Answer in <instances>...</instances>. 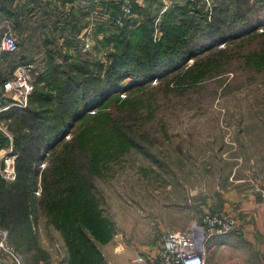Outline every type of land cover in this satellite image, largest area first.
<instances>
[{"label": "trees", "instance_id": "16d2710c", "mask_svg": "<svg viewBox=\"0 0 264 264\" xmlns=\"http://www.w3.org/2000/svg\"><path fill=\"white\" fill-rule=\"evenodd\" d=\"M32 1L42 17L47 56L44 68L32 74L29 105L0 112V122L8 121L13 148L18 152L16 180L8 184L0 179L1 222L9 217L5 221L10 226L23 217L29 224L27 203L34 198V173L39 170L37 166L31 170V166L61 146L47 177L42 178V196L52 224L64 237L66 263L107 264L97 243L111 240L113 226L99 208L91 179L102 175L109 163L119 161L131 148H139L136 133L147 115L142 111H149L150 105L142 96L126 97L115 111L110 107L102 110L103 105L114 96L113 100L119 99L122 91L142 89L153 80L180 71L191 58H196L195 62L180 78L188 85L200 83L208 71L229 64L235 54L234 50L227 53L232 47L208 51L237 39V48L264 40V0H212L210 21L199 2L172 0L161 14L158 40L153 38V23L161 0H145L142 6L131 0L136 16L123 27L113 22L120 13V0H59L62 4L77 2L69 12L60 11L58 4ZM91 12L95 13L92 52L104 51L106 63L82 50L84 39L79 33L89 24ZM248 36H252L249 42L241 41ZM238 55L246 63L264 67V43ZM12 69L6 77L12 75ZM0 100L4 101L3 97ZM96 108L101 110L91 114ZM79 123L82 127L66 141L65 136ZM7 143L8 138L0 132V149ZM21 153L23 158H19ZM28 228L10 226V240L17 242L13 234Z\"/></svg>", "mask_w": 264, "mask_h": 264}, {"label": "rangeland", "instance_id": "374dc122", "mask_svg": "<svg viewBox=\"0 0 264 264\" xmlns=\"http://www.w3.org/2000/svg\"><path fill=\"white\" fill-rule=\"evenodd\" d=\"M161 1L162 6L153 23L154 40L161 36V14L172 2ZM137 4L142 6L139 1ZM199 6H203L207 12L206 19L210 21L213 12L212 0H201ZM134 16L136 15L133 12L132 18ZM257 31L260 32L261 28ZM40 32L44 35L42 28ZM251 37L241 41L249 42ZM239 40L221 44L208 51L224 48L227 50L232 47L227 53L234 50L235 54L229 64H223L219 70L208 71L196 85H188L186 79L180 78L195 62L196 58H191L180 71L165 79L153 80L143 85L142 89L122 91L117 95L120 96L119 99L113 100L116 97L114 96L103 105L102 110L110 107L115 111L116 107L120 108L119 104L126 97L138 96H142L150 105L149 111H142L147 115L142 117V125L136 133L139 148H131L119 161L109 163L102 175L91 179L99 208L113 226L114 235L111 240L104 244L97 243L109 263L110 259L115 258L117 264H125L133 257L138 246L154 243L155 240L160 244L161 237L167 230L180 231L187 228L193 219L200 220L203 212L211 211L207 202L210 199L215 204L214 197L220 193L219 189L225 193L231 191L234 196L243 189L255 187L254 184L248 187L246 183L236 182L235 177L242 172L251 173L252 167H247L249 157L258 154L259 150L264 155V67L246 63L244 57L241 58L238 54H243L248 49H258L264 40L251 41L237 48L235 44L239 43ZM94 44L93 40L87 52L91 53V57H101L100 60L106 63L104 51L100 54L92 52ZM31 45L37 50L36 56H30L35 61L32 65L33 74L36 73L35 70L44 68L47 45L44 44V39L38 45L35 41ZM208 52L198 56L197 60L202 59ZM142 90L143 95H140ZM46 91L47 88H44L43 92ZM99 110L101 109L96 108L90 113H97ZM149 112H152L151 117H148ZM7 122H0V132L8 138L7 144L10 140L12 142V151L9 154L15 156L14 177L5 178L3 175L6 154L1 157L4 154L1 148L0 179L10 184L17 177L18 152L14 151L13 134ZM82 123L76 125L64 139L70 140L79 127H82ZM60 148L61 146L57 147L49 155L46 153L42 161H35L31 166V170L35 166L39 167V170L34 173V198L27 203L29 224L24 221L22 215L21 222L10 223L12 228H22L25 225L29 227V230L24 229L13 234L17 242L10 240V226L5 221L9 217L5 218L3 224L1 220L4 215H0V229L7 231L8 241L21 256L22 264L47 261L67 264L64 237L52 224L42 196V178L47 177V171L52 167V158ZM21 155L19 158H23L24 153ZM240 157L244 162L242 166L237 167L236 162L241 163ZM225 213L235 217L234 212ZM161 228H164V231H161ZM228 234L230 233L207 238L205 264L214 256L220 259L221 255H236L235 250H218L219 243ZM231 244L240 245L235 247L240 254L250 261L255 260V248L237 239H233ZM110 250L113 251L111 256ZM233 260L234 258H227V264H234ZM256 262L254 261V264Z\"/></svg>", "mask_w": 264, "mask_h": 264}, {"label": "crops", "instance_id": "0c3cea01", "mask_svg": "<svg viewBox=\"0 0 264 264\" xmlns=\"http://www.w3.org/2000/svg\"><path fill=\"white\" fill-rule=\"evenodd\" d=\"M76 1H74L72 4H62L59 0H53L47 2V4L61 5L62 7L59 8L60 11L69 12V10L71 9V5H76ZM135 1L136 3H138L139 1V3L143 5L145 0ZM94 12H91L90 17H88L89 24L83 27L79 33V37L84 39L83 47L86 42L91 44V42L93 41L94 24L92 20L93 15L95 14ZM104 12L108 14L106 10H104ZM7 20L11 23L12 28L17 35L18 49L14 53H0V82L8 78L6 76L9 73L10 67L13 68L11 70L12 74L15 68L20 64L29 65L32 76V70L34 67L32 65L35 61H32V63L27 62L33 60L30 56H36L35 54L37 53V50H34L36 49V47L34 48L31 44H34L35 41L36 45H38L42 41V39H45L46 37L45 34L42 35V32H40L41 17L39 16L37 7L35 8V4L32 0H24L20 4L17 2V0H0V37L3 34L2 32H4L6 29ZM44 32L45 31H43V33ZM82 50L88 51L84 49ZM0 97H3L4 99V101L0 100V112L12 107L10 98L2 96L1 93ZM7 99H9L10 101L6 102ZM260 151L261 150H259L258 153L259 155L253 154L247 159V167H252L251 173L242 172L237 174L235 177L236 182L246 183L248 184V187H251V184H254V188L252 186L251 188L243 189L242 192L235 193L234 196L233 192L231 191H227V193H225L224 191H221V189H219L218 191L220 193H218V195L214 197L215 204H213L210 199L207 202L209 203L208 206L209 209L211 208V211L234 212L235 219L239 223V228L236 231L230 232V234H228L226 238H224V235V239L223 241H221V243H219L218 248V250H226L225 248L235 250L236 255H221L220 259L214 256L207 264H227V258H234V264H254V261H257L256 264H264V155L260 153ZM240 158L241 163L236 162L238 164L237 167L243 165L244 160L242 157ZM238 160L239 159H237V161ZM161 229V231H164V228ZM233 239L241 240L245 245L251 248H255L257 252L255 260L250 261L248 258H246V256L240 254V251L237 249L240 245L236 244L235 246H233L231 244ZM158 246L159 243L156 240L154 243H145L138 246L135 249L133 257L125 264H130L132 259L139 254L149 257L154 256L158 250ZM122 248L123 246H121V249ZM113 251L110 250V256L111 254H113ZM226 251L229 252L228 250ZM104 258L106 260L105 256ZM106 262L107 264H117L115 258L114 260L110 259V263L107 260Z\"/></svg>", "mask_w": 264, "mask_h": 264}, {"label": "built area", "instance_id": "2783aa9c", "mask_svg": "<svg viewBox=\"0 0 264 264\" xmlns=\"http://www.w3.org/2000/svg\"><path fill=\"white\" fill-rule=\"evenodd\" d=\"M24 0H17L20 4ZM50 2L53 0H38ZM200 2L201 0H190ZM106 16H109L105 12ZM131 0H120V13L113 18L117 26H126L132 22ZM6 29L0 37V53H13L18 49V40L11 23L6 21ZM89 43L83 49L88 50ZM32 91L31 70L29 65L20 64L12 75L2 82L1 95L11 99V105L23 108L27 105ZM12 142L5 145L3 175L5 178L14 177V155ZM239 228L235 217L225 212L205 211L200 220L193 219L187 228L180 231H167L161 237V242L154 256L137 255L132 264H205V242L211 236H219L234 232ZM0 264H22L21 256L8 241L7 231L0 229ZM38 264H58L57 262H39Z\"/></svg>", "mask_w": 264, "mask_h": 264}]
</instances>
